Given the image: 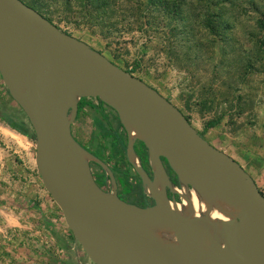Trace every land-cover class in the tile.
<instances>
[{"label":"water","instance_id":"obj_1","mask_svg":"<svg viewBox=\"0 0 264 264\" xmlns=\"http://www.w3.org/2000/svg\"><path fill=\"white\" fill-rule=\"evenodd\" d=\"M0 78L32 127L42 186L91 262L264 264V194L155 87L23 0H0ZM81 97H96L115 111L127 160L151 204L126 201L94 180L89 160L112 182L113 176L71 132ZM135 139L146 148L151 178L138 162ZM165 185L180 202L167 197Z\"/></svg>","mask_w":264,"mask_h":264},{"label":"rangeland","instance_id":"obj_2","mask_svg":"<svg viewBox=\"0 0 264 264\" xmlns=\"http://www.w3.org/2000/svg\"><path fill=\"white\" fill-rule=\"evenodd\" d=\"M39 1L60 29L167 97L264 194V0ZM80 105L71 132L94 149L96 113ZM0 110H19L1 82ZM33 153V139L0 119V264H94L43 188ZM103 157L118 162L106 141Z\"/></svg>","mask_w":264,"mask_h":264},{"label":"flooded vegetation","instance_id":"obj_3","mask_svg":"<svg viewBox=\"0 0 264 264\" xmlns=\"http://www.w3.org/2000/svg\"><path fill=\"white\" fill-rule=\"evenodd\" d=\"M85 98L86 97L83 98V101H85L88 106L92 107L94 109L93 112L96 113V115H94V119L92 120L98 128L99 137L104 142L106 141L110 151L114 152V156H116L118 159V162H113L112 164L108 163L104 159V142L101 143L99 137H96L95 139V148L90 149L74 136L84 147H86L90 152H92L102 161L105 162L113 176L112 182L110 176L100 164L96 163L95 161L89 160V167L94 180L101 188L105 190L114 189L116 194L126 201L133 202L141 206L151 204L153 202L152 197L145 191L139 175L127 160L124 150L126 139L125 131L120 122L118 121L115 111L107 104L103 103L102 101H99L96 97H94L96 100L94 102L89 99L87 100V98L85 100ZM80 108L81 105L78 107L77 104V112ZM133 149L137 154L139 164L147 173V175L151 178L152 173L147 161L146 148L144 147L141 141L135 139L133 142ZM120 155H122V159L119 158ZM161 161L163 163V167L165 169L168 179L171 181L174 188L176 189L178 187V183L175 174L170 169L167 162L162 156ZM113 168L117 171V173L119 172L120 175L118 177L116 175V177L114 176L112 170ZM165 194L169 199L173 197L174 199H176L177 202H180L181 200L178 192L169 189L167 185H165Z\"/></svg>","mask_w":264,"mask_h":264},{"label":"trees","instance_id":"obj_4","mask_svg":"<svg viewBox=\"0 0 264 264\" xmlns=\"http://www.w3.org/2000/svg\"><path fill=\"white\" fill-rule=\"evenodd\" d=\"M25 2L27 4H29V5H31L32 7H34L41 14H43L42 13V10H46L47 9V7L44 4V1H39V0H26ZM68 2H69V0H65V3H68ZM44 16L47 17V15H44ZM47 18L50 20L49 17H47ZM260 24L262 26H264V13L262 14V18L260 19ZM259 44L262 46L261 48L263 49L262 51L264 52V44H263V42L262 41H259ZM0 82H1L2 88L4 89V91L9 96L6 88L2 84L1 78H0ZM82 101H83V97H81L79 99L78 107L80 106V104L82 103ZM0 119L3 120L7 125H9L11 128H13L14 130H16L17 132L25 135L26 137H28L30 139H33V130H32V127H31V125H30L27 117L25 116L24 112L20 108H19L18 111H15L13 113H7V112H5V110H0ZM69 233H70V231H69Z\"/></svg>","mask_w":264,"mask_h":264},{"label":"bare ground","instance_id":"obj_5","mask_svg":"<svg viewBox=\"0 0 264 264\" xmlns=\"http://www.w3.org/2000/svg\"><path fill=\"white\" fill-rule=\"evenodd\" d=\"M193 195V205L197 210L203 209V204L200 200L197 199V197L192 193Z\"/></svg>","mask_w":264,"mask_h":264},{"label":"clouds","instance_id":"obj_6","mask_svg":"<svg viewBox=\"0 0 264 264\" xmlns=\"http://www.w3.org/2000/svg\"><path fill=\"white\" fill-rule=\"evenodd\" d=\"M223 217H221V219H222Z\"/></svg>","mask_w":264,"mask_h":264}]
</instances>
